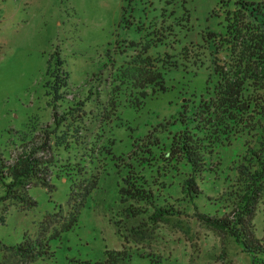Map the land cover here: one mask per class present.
I'll return each instance as SVG.
<instances>
[{
	"label": "trees",
	"instance_id": "16d2710c",
	"mask_svg": "<svg viewBox=\"0 0 264 264\" xmlns=\"http://www.w3.org/2000/svg\"><path fill=\"white\" fill-rule=\"evenodd\" d=\"M121 1L120 33L91 75L98 79L104 68L112 69L106 102L100 105L103 126L118 119L120 106L137 111L166 93L165 75L170 71L195 75L203 69L207 78L203 92L192 94L175 114L141 135L130 136L126 151L115 154L113 140L99 147L104 175L110 170L119 180L116 194L124 217L142 219L129 228L120 250L105 249L95 260L67 259L68 264H165L160 257L132 251L129 242L145 240L149 228L159 224L175 227L193 240L191 222L218 238L219 259L233 244L251 264H264V239L255 236L253 221L264 202V0H216L212 13L220 17L219 27L204 28L198 41L185 42L179 49L175 45L180 37L192 32L189 22L199 0H156L162 4L158 9L152 0ZM57 56L53 53L48 59L42 84L51 124L41 130L36 145L24 146L25 135L17 138L22 147L12 162L0 157V225L6 219L3 210L33 205L28 190L52 188L53 178L65 177L73 183L70 205L64 214L60 210L46 214L33 236L25 233L18 244L0 242V257L7 263L51 259V241L77 223L83 202L100 179L86 171L84 157L75 158L83 145L80 122L91 93L85 103L78 101L58 111L68 79ZM117 57L119 65H115ZM101 131L105 132L103 127ZM219 151L233 154L225 166ZM208 176L222 186L215 196L205 195L201 188ZM168 182L176 184L178 197L165 195ZM205 204L210 212L203 210Z\"/></svg>",
	"mask_w": 264,
	"mask_h": 264
},
{
	"label": "rangeland",
	"instance_id": "374dc122",
	"mask_svg": "<svg viewBox=\"0 0 264 264\" xmlns=\"http://www.w3.org/2000/svg\"><path fill=\"white\" fill-rule=\"evenodd\" d=\"M152 2L156 9L162 5L156 0ZM121 4V0H0V157L12 162L22 147L18 140L20 137L25 135L28 139L22 142L24 146L36 145L40 141L41 130L51 124V108L47 106L48 97L44 95L42 84L46 63L53 53H57V59L63 62L61 70L68 79L66 88L60 92L62 102L57 103L58 111L78 101L85 103L89 92L92 99L83 107L85 115L80 122L83 145L75 151V158L84 157L86 171L91 175L97 173L100 178L98 185L83 202L73 228L51 241L54 256L31 264H68L67 259L73 258L95 260L105 249L120 250L129 228L142 218L124 217V206L118 202L116 194L119 180L110 170L104 175L99 147L107 140H113L115 154L126 151L130 136L143 134L149 126L175 114L181 103L191 99L192 94L197 97L203 92L207 78L205 70H198L195 75L181 69L170 71L165 75L166 93L147 101L137 111L120 106L118 119L103 126L99 116L100 105L106 102L108 73L112 69L104 68L98 79L91 78V75L98 64L105 61V50L114 45L116 34L120 33L117 24ZM215 4L216 0L195 3L189 22L192 32L180 37L176 49L185 42L198 41V32L204 28L219 27L220 17L212 13L216 9ZM120 63L117 57L115 65ZM102 127L105 132L101 131ZM219 153L223 165H227L232 152ZM88 154H91V159ZM58 155L66 160L62 152ZM72 179L75 181L77 178ZM72 184L65 177L53 178L52 188H30L28 197L33 205L24 209L12 205L2 211L6 219L0 225V242L6 246L18 244L25 233L33 236L46 214L58 210L64 214L70 205ZM168 184L165 195L178 197L176 184ZM221 187L220 182L211 176L207 177L205 185H201L208 196H215ZM203 210L211 211L206 204ZM253 221L255 236L263 240L264 202L258 206ZM191 223L195 234L193 240H188L175 227L159 224L149 228L145 240L130 241L129 247L137 254L160 257L165 264H251L233 244L227 245V255L219 259L221 245L218 238ZM0 264L14 262L7 263L0 257Z\"/></svg>",
	"mask_w": 264,
	"mask_h": 264
}]
</instances>
